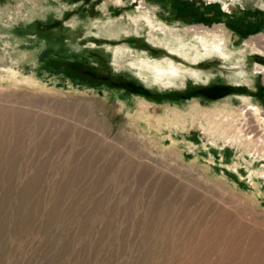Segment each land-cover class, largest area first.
I'll return each mask as SVG.
<instances>
[{
	"label": "rangeland",
	"instance_id": "1",
	"mask_svg": "<svg viewBox=\"0 0 264 264\" xmlns=\"http://www.w3.org/2000/svg\"><path fill=\"white\" fill-rule=\"evenodd\" d=\"M215 24L228 58L161 43ZM258 34L264 0H0V264H264Z\"/></svg>",
	"mask_w": 264,
	"mask_h": 264
},
{
	"label": "bare ground",
	"instance_id": "2",
	"mask_svg": "<svg viewBox=\"0 0 264 264\" xmlns=\"http://www.w3.org/2000/svg\"><path fill=\"white\" fill-rule=\"evenodd\" d=\"M142 9L144 8H140V10ZM151 15L148 16V14L142 10L140 11L139 15L132 19L137 23L138 19L143 18V20L141 19L143 25H145V23L152 25L153 20ZM182 31L183 29L181 28L180 31L177 30L178 34L172 33L174 40L166 39L163 40L164 42L161 40V43L168 44V47H170L172 52H179L180 55H183L184 57L194 62L203 61L205 58L210 57L215 52L225 55L226 58H228V55H230L229 52H225L223 49V46L225 44V33L223 32V30H221V26L216 24L213 26L191 25L187 28H184L185 32L181 33ZM184 33H186L187 35L190 34L188 39L184 38ZM168 38L170 39V37ZM246 45L252 50H257L261 54H264V35L258 34L250 37L246 40ZM168 60L170 61V59ZM131 62L132 66L138 68L140 76L146 81L148 79L150 83H165L175 81L176 67L168 65V63L171 64L170 62L167 63L159 60H152L149 54L143 56L136 55L131 60ZM257 70L261 71L264 74L263 66H257ZM198 73L199 72H197V76ZM149 75L151 77H148ZM180 76V78L187 77L188 74L184 73L180 74ZM241 80L246 79L245 77H239L237 81ZM255 111H253L252 108L246 109L245 118L242 121H239L237 125L234 126V128V124H231L230 127L234 129L232 130L235 132L234 134H236L240 138H244V140L248 142L249 145L261 149L264 148V115L258 113L259 109H256ZM233 122H235V120H233Z\"/></svg>",
	"mask_w": 264,
	"mask_h": 264
},
{
	"label": "trees",
	"instance_id": "3",
	"mask_svg": "<svg viewBox=\"0 0 264 264\" xmlns=\"http://www.w3.org/2000/svg\"><path fill=\"white\" fill-rule=\"evenodd\" d=\"M71 65H73V63H71ZM74 66H75V68H77V69L82 68V66H81L80 64H78V63H75ZM125 84H126V86L129 87V88H133V90H141V91L144 90L143 87H141V88L138 89L134 84H132V83L129 82V81L126 82ZM145 92H146V91H145Z\"/></svg>",
	"mask_w": 264,
	"mask_h": 264
},
{
	"label": "flooded vegetation",
	"instance_id": "4",
	"mask_svg": "<svg viewBox=\"0 0 264 264\" xmlns=\"http://www.w3.org/2000/svg\"><path fill=\"white\" fill-rule=\"evenodd\" d=\"M180 11V10H179ZM179 15H180V13H179ZM180 17V16H179ZM211 92V91H210Z\"/></svg>",
	"mask_w": 264,
	"mask_h": 264
}]
</instances>
